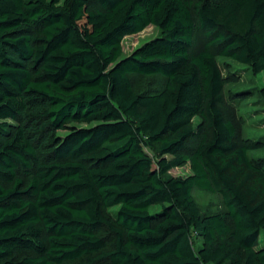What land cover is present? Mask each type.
Masks as SVG:
<instances>
[{
    "label": "trees",
    "instance_id": "1",
    "mask_svg": "<svg viewBox=\"0 0 264 264\" xmlns=\"http://www.w3.org/2000/svg\"><path fill=\"white\" fill-rule=\"evenodd\" d=\"M219 56L264 70V0H0V264H264L263 140L226 117Z\"/></svg>",
    "mask_w": 264,
    "mask_h": 264
},
{
    "label": "rangeland",
    "instance_id": "2",
    "mask_svg": "<svg viewBox=\"0 0 264 264\" xmlns=\"http://www.w3.org/2000/svg\"><path fill=\"white\" fill-rule=\"evenodd\" d=\"M158 35L154 27H150L139 35H133L125 38L123 47L124 55L131 52L135 47L143 44L147 40ZM218 62L222 68L226 79L222 109L227 118L233 121L237 128L239 139L248 138L253 140H263V144L250 151L254 158L264 157V100L259 93L264 86V70L255 72L251 65L239 62L231 57L219 56ZM132 81L137 92L154 90L160 88L165 83V78L160 75H142L132 73ZM202 117L196 116L193 123L197 126ZM11 121V120H10ZM70 126H90L84 122L71 121ZM69 130H58L57 136L64 137ZM200 141V137L193 135L187 142V148L184 151L192 155ZM191 162L173 168L168 172L172 176H188L192 174ZM193 196L202 212L206 211H225L226 207L223 198L219 193H213L194 187ZM161 205H153L150 210L157 211ZM264 241V231L260 235L257 246H261ZM200 241H198L199 245Z\"/></svg>",
    "mask_w": 264,
    "mask_h": 264
},
{
    "label": "built area",
    "instance_id": "3",
    "mask_svg": "<svg viewBox=\"0 0 264 264\" xmlns=\"http://www.w3.org/2000/svg\"><path fill=\"white\" fill-rule=\"evenodd\" d=\"M208 264H214V263H208Z\"/></svg>",
    "mask_w": 264,
    "mask_h": 264
}]
</instances>
